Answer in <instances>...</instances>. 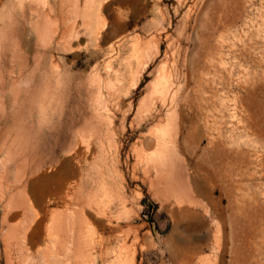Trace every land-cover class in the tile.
Segmentation results:
<instances>
[{
    "label": "rangeland",
    "instance_id": "374dc122",
    "mask_svg": "<svg viewBox=\"0 0 264 264\" xmlns=\"http://www.w3.org/2000/svg\"><path fill=\"white\" fill-rule=\"evenodd\" d=\"M66 181L121 217L91 258L51 233ZM0 193V264H264V0H0Z\"/></svg>",
    "mask_w": 264,
    "mask_h": 264
},
{
    "label": "bare ground",
    "instance_id": "6f19581e",
    "mask_svg": "<svg viewBox=\"0 0 264 264\" xmlns=\"http://www.w3.org/2000/svg\"><path fill=\"white\" fill-rule=\"evenodd\" d=\"M88 9V8H87ZM78 11V10H77ZM88 11V10H87ZM86 13V12H85ZM84 13V14H85ZM89 13V12H88ZM86 14L87 17L90 14ZM78 17V14L76 15ZM46 19V18H45ZM46 21V20H45ZM49 21V20H48ZM48 23V22H45ZM50 23V22H49ZM52 23V22H51ZM73 23V22H72ZM79 22H76L75 20V25H69L72 26L70 29L64 31L62 34L63 36H69V32L71 30V32L76 31V24ZM80 24V23H79ZM50 26V25H49ZM82 26V25H81ZM56 27V26H54ZM43 28V27H42ZM49 28V27H47ZM53 28V25H52ZM58 28V27H57ZM45 29V28H44ZM43 29V30H44ZM50 29V28H49ZM80 28H78L79 30ZM46 30V29H45ZM52 30V29H50ZM49 30V31H50ZM88 33L90 30V24L89 22H84L83 26L80 29V33H83L82 31ZM48 29L46 30L47 33ZM54 31V30H53ZM79 32V31H78ZM44 33V32H43ZM51 33V31H50ZM54 34L56 33V29L55 32H53ZM52 33V34H53ZM53 34V35H54ZM85 34V33H84ZM79 35V33H78ZM46 35H44L45 37ZM52 36V35H51ZM166 79V78H165ZM161 82V81H160ZM167 82V81H166ZM164 83V82H163ZM166 85V84H165ZM170 85V84H169ZM172 85V84H171ZM160 86V85H159ZM167 88V86H165ZM169 87V86H168ZM169 89V88H168ZM167 90V89H166ZM171 90V89H170ZM159 91V87L156 86L155 87V92ZM161 91V90H160ZM168 91V90H167ZM166 91V92H167ZM163 93V92H162ZM174 93V92H173ZM159 94V93H158ZM167 94V93H166ZM170 94V93H169ZM163 98L164 95L162 94ZM167 96V95H166ZM169 97V96H168ZM174 97V96H173ZM168 98L166 97L165 100H167ZM172 99V96H171ZM202 101V100H201ZM200 101V102H201ZM145 107V106H144ZM144 117V116H143ZM96 136V135H95ZM147 138V136H146ZM145 138V139H146ZM175 137L172 136L171 140H173ZM151 140V142H153L156 145V149L158 151V154H150V155H146L143 152H141L139 154V157L142 160H145L148 168H154L156 170L157 173V179L156 180H152V185L153 187H157V189H161L160 192L162 193H169L167 195H170L168 197H174L175 202L179 205L182 206L184 205L185 202H189L192 203L194 202L191 196V194L193 193H189L183 190V187L181 186V184L177 183L176 181H174L171 178V175L169 172H167L166 174H164L161 170V165H162V159L165 157V152H166V148L168 147L166 145L167 140H161L159 137H156L153 134L149 135L148 140ZM92 140H89L86 147H84V151L83 153L86 154V156H88L89 154H91L92 150ZM149 146V145H148ZM165 146H167L165 148ZM79 160V159H78ZM78 160L73 159L69 161L68 164V168L73 172H79L81 169L80 168V162H78ZM81 161V160H80ZM161 162V165H160ZM147 168V167H145ZM145 169V170H148ZM151 170V169H150ZM149 170V171H150ZM153 171V170H152ZM148 173V172H147ZM150 173V172H149ZM164 174V175H163ZM82 186L83 184L80 182V184L76 183V182H72V181H66L63 184L60 185L61 189H64V193H66V198L63 200L62 202L64 204V206H66L67 211L65 213H51V224H52V231H49V233L51 232L53 234V236H56L57 242H59L63 247L68 246L70 243H72L73 239H75L77 236L81 239L83 237H85L84 239L86 240L85 246H81L80 248L77 247V250L79 251V253H87L88 257H92L93 254L96 251V245L95 243H104L105 239L104 237H100V239H97V235H95L94 233H92L89 229H86V227L88 226V224H94L100 228H108L109 229V233L111 234L110 237H118L120 232H122V228L120 227L119 223V219L120 214L117 216L113 215V211L112 209L114 208V206H116V202L114 201V199H110L109 203H107L105 206H100L97 203L95 204H91L90 207L92 208L91 211L87 212L85 211V205H84V201L80 199V196H77L76 198L72 195L74 194H80L82 193ZM77 188V192H73V190L75 189L76 191ZM43 190V189H42ZM41 191V190H40ZM158 192V191H157ZM159 193V192H158ZM1 194V193H0ZM162 195V194H161ZM165 195V194H164ZM163 196V195H162ZM4 197V195H3ZM165 197V196H164ZM163 197V198H164ZM41 198H43V196L41 195ZM167 197H165L166 199ZM4 199V198H3ZM50 199V198H49ZM61 199V198H59ZM52 200V199H51ZM168 200V199H167ZM170 200V199H169ZM25 201V200H24ZM36 204L39 206L40 205H44L43 204V200H41L40 198H36ZM56 201V200H55ZM23 203V202H22ZM127 203V200L125 197H123L119 204H122L123 207H125V204ZM49 204V203H48ZM187 204V203H186ZM195 204V203H194ZM24 205V204H23ZM58 205V203H57ZM188 205V204H187ZM192 205V204H191ZM30 212V210H27ZM49 211V210H48ZM51 211V210H50ZM36 214V213H35ZM40 215V212H39ZM38 215V216H39ZM37 216V217H38ZM35 217V215H34ZM32 217V218H34ZM32 218H30L31 220H33ZM36 218V217H35ZM34 218V219H35ZM39 218V217H38ZM37 219V218H36ZM30 220V221H31ZM34 221V220H33ZM116 221V222H115ZM29 222V221H28ZM32 222V221H31ZM35 222V221H34ZM30 225V224H28ZM33 225V224H32ZM31 225V226H32ZM28 227V228H22L21 230L19 228H13L10 230V235H11V240H13V242H15L16 245L18 246H23L24 243H29L31 244L32 240H33V234L31 235V229L32 227ZM50 229V228H49ZM38 230V229H37ZM36 231V229H35ZM46 231V232H48ZM33 232V231H32ZM48 234V233H47ZM51 234V235H52ZM77 234V235H76ZM49 235V236H51ZM126 237H124L125 241L129 240V234L124 235ZM105 239V240H104ZM102 243V244H103ZM86 255V254H85ZM46 258H48V256H46ZM49 261V260H48ZM90 262V261H89ZM92 262V260H91ZM90 262V263H91ZM50 263V262H48Z\"/></svg>",
    "mask_w": 264,
    "mask_h": 264
}]
</instances>
